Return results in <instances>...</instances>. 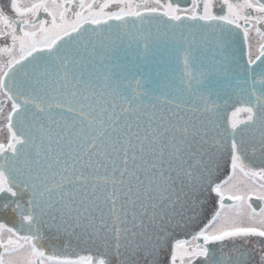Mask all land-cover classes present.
<instances>
[{
    "label": "snow or ice",
    "instance_id": "obj_1",
    "mask_svg": "<svg viewBox=\"0 0 264 264\" xmlns=\"http://www.w3.org/2000/svg\"><path fill=\"white\" fill-rule=\"evenodd\" d=\"M0 197V264H264V0L0 5Z\"/></svg>",
    "mask_w": 264,
    "mask_h": 264
},
{
    "label": "water",
    "instance_id": "obj_2",
    "mask_svg": "<svg viewBox=\"0 0 264 264\" xmlns=\"http://www.w3.org/2000/svg\"><path fill=\"white\" fill-rule=\"evenodd\" d=\"M237 48V60L240 64H247V46L244 45L242 39L236 44ZM122 64H125L126 67L118 69L124 75L128 77V79L133 80V86L135 79L139 78L143 80H152L154 83H172L178 85V73L182 68V64L178 63L176 57L169 58V56L165 53H157L155 57H149L148 62H145L143 58L139 55H136L133 58L132 55L127 56L124 60L121 61ZM235 75V74H233ZM151 85L146 84L145 87H150ZM163 101L164 97L160 98ZM237 101V96L233 95L232 99L229 102L227 108L221 107V112L224 117L230 114L233 110V106H239ZM147 102V101H146ZM230 174V168L226 171L222 170L219 174H217L213 179L216 182H221L224 180L227 175ZM205 196H208L206 193ZM215 194H211L210 199H215ZM213 209H209L207 216H201L193 223L190 224L187 229V235H190L199 230L200 227L203 226L204 223L207 222V219L210 218L211 212ZM7 221L6 219H4ZM185 233H178V238H184ZM86 254V253H81Z\"/></svg>",
    "mask_w": 264,
    "mask_h": 264
},
{
    "label": "flooded vegetation",
    "instance_id": "obj_3",
    "mask_svg": "<svg viewBox=\"0 0 264 264\" xmlns=\"http://www.w3.org/2000/svg\"><path fill=\"white\" fill-rule=\"evenodd\" d=\"M180 2L183 4L186 2V0H180ZM7 4H8V0H0V5H3L5 7V9H7ZM253 51L255 52L256 49L254 48ZM8 109H10V102L5 104V111H7ZM4 131L6 132V129ZM2 202H3V199H2V197H0V203H2ZM252 202H253L254 206H256L257 208L259 207V205H260L259 201H256L254 199ZM10 217L14 218V213L11 211V209H8L6 212L0 211V219L8 220V218H10ZM5 222H7V221H5Z\"/></svg>",
    "mask_w": 264,
    "mask_h": 264
}]
</instances>
